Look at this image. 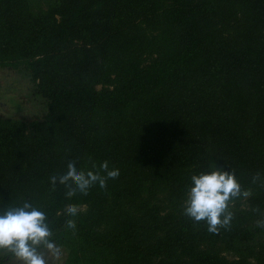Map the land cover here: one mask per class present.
<instances>
[{
  "label": "trees",
  "instance_id": "trees-1",
  "mask_svg": "<svg viewBox=\"0 0 264 264\" xmlns=\"http://www.w3.org/2000/svg\"><path fill=\"white\" fill-rule=\"evenodd\" d=\"M0 67L45 109L0 114V212L43 211L63 264H264V0H0ZM70 161L119 176L68 198ZM220 165L252 195L214 234L184 207Z\"/></svg>",
  "mask_w": 264,
  "mask_h": 264
},
{
  "label": "clouds",
  "instance_id": "clouds-1",
  "mask_svg": "<svg viewBox=\"0 0 264 264\" xmlns=\"http://www.w3.org/2000/svg\"><path fill=\"white\" fill-rule=\"evenodd\" d=\"M119 176L118 169H109L108 162L97 166L92 161L90 169H77L74 162L67 164L63 174L50 176L52 190L58 184L65 188V196L71 198L76 193L88 194V190L98 184L105 188L107 180ZM252 183L264 187V177L259 173L252 176ZM251 189L242 188L233 171L223 165L211 167L209 171L191 176V186L187 190L184 214L195 222H206L207 230L217 234L221 229H229L234 218L231 211L233 201L247 199ZM69 216L79 212L75 204H68L64 210ZM258 212L259 209H253ZM264 217V213L261 214ZM264 228V218L257 221ZM66 227L75 229L73 219L66 221ZM47 215L30 202L8 206L0 212V260L4 264H58L60 249L51 239Z\"/></svg>",
  "mask_w": 264,
  "mask_h": 264
},
{
  "label": "rangeland",
  "instance_id": "rangeland-1",
  "mask_svg": "<svg viewBox=\"0 0 264 264\" xmlns=\"http://www.w3.org/2000/svg\"><path fill=\"white\" fill-rule=\"evenodd\" d=\"M0 72L6 80L8 92L5 95V103L9 106L7 112L3 111L0 114L25 121L42 119L45 113L43 103L31 97L32 84L28 78L19 75L10 68L0 67ZM80 209H83V207ZM59 249L60 258L58 264H63L66 252L62 248Z\"/></svg>",
  "mask_w": 264,
  "mask_h": 264
},
{
  "label": "water",
  "instance_id": "water-1",
  "mask_svg": "<svg viewBox=\"0 0 264 264\" xmlns=\"http://www.w3.org/2000/svg\"><path fill=\"white\" fill-rule=\"evenodd\" d=\"M8 92V88L6 86V80L3 74L0 72V112H7L9 106L5 103V95Z\"/></svg>",
  "mask_w": 264,
  "mask_h": 264
}]
</instances>
